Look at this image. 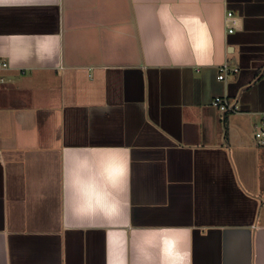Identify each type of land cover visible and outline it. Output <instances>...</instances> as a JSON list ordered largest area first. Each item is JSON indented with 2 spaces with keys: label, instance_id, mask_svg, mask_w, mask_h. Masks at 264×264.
<instances>
[{
  "label": "crops",
  "instance_id": "1",
  "mask_svg": "<svg viewBox=\"0 0 264 264\" xmlns=\"http://www.w3.org/2000/svg\"><path fill=\"white\" fill-rule=\"evenodd\" d=\"M0 59V264H264V0H0Z\"/></svg>",
  "mask_w": 264,
  "mask_h": 264
},
{
  "label": "built area",
  "instance_id": "2",
  "mask_svg": "<svg viewBox=\"0 0 264 264\" xmlns=\"http://www.w3.org/2000/svg\"><path fill=\"white\" fill-rule=\"evenodd\" d=\"M228 21L232 22V25H229V32L232 33L234 30V27L236 26V19L234 18L232 13L228 14ZM9 68V62L0 59V71L7 70ZM234 72H238L237 69L234 70ZM219 77L218 79L220 81H224L229 73V67L227 64H224L220 68H218ZM3 82V80H1ZM213 107H215L217 110L224 114L228 113H237L240 110V107L237 103L231 104L226 97H217L212 102ZM255 139L257 143L261 146H264V115L261 120V125L256 129L255 132Z\"/></svg>",
  "mask_w": 264,
  "mask_h": 264
}]
</instances>
